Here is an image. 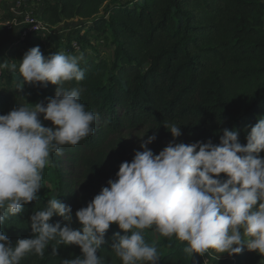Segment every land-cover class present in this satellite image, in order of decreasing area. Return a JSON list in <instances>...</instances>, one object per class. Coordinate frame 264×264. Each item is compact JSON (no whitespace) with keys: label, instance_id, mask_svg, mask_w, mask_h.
Returning a JSON list of instances; mask_svg holds the SVG:
<instances>
[{"label":"trees","instance_id":"1","mask_svg":"<svg viewBox=\"0 0 264 264\" xmlns=\"http://www.w3.org/2000/svg\"><path fill=\"white\" fill-rule=\"evenodd\" d=\"M117 1L52 0L40 14L50 27L81 22L72 42L80 44L82 52L93 50L92 38H106L112 53L110 59L86 55V63L81 62L85 79L79 83L86 89L81 102L100 118L93 125L94 134L75 147L64 146L61 156L52 154L53 166L43 172L39 199L0 225L13 244L32 237L29 217L46 207L50 195L70 206L74 216L115 178L122 162H131L133 150L113 138L138 130H143L145 140L155 134L148 146L158 154L173 140L166 125L174 123L181 127L176 143L210 140L218 145L228 129L237 130L244 145L251 127L264 118V0ZM60 41L32 36L0 58L7 65L0 67V115L10 112L17 96L20 77L11 64L18 68L25 52L36 46L45 56L75 52ZM27 88L29 104L53 97L56 90L54 85ZM57 222L63 226L60 217L50 220ZM78 227L74 219L73 228ZM118 231L111 225L97 252L106 264H122L111 247ZM144 239L156 248L159 264H193L183 251L186 245L174 237L149 229ZM53 246L55 242L43 257L29 254L20 264H61L62 259L81 255L78 247L61 245L55 256ZM203 258L206 264H264V256L246 248L236 255L209 250L194 257V264H205Z\"/></svg>","mask_w":264,"mask_h":264},{"label":"clouds","instance_id":"2","mask_svg":"<svg viewBox=\"0 0 264 264\" xmlns=\"http://www.w3.org/2000/svg\"><path fill=\"white\" fill-rule=\"evenodd\" d=\"M81 62L86 63L83 53L45 56L36 46L25 52L18 68L11 64L19 73L15 90L24 103L0 115V225L39 199L52 154L61 156L64 146L75 147L94 134L100 117L81 102L86 91L79 83L85 79ZM48 85L56 86L53 97L26 102L25 86ZM166 128L173 140L163 150L154 154L148 145L156 136H149L74 216L70 206L53 197L29 217L31 238L13 244L0 230V264H20L29 254L43 257L52 242L55 256L61 245L80 249L81 255L61 264H106L97 252L113 224L119 231L111 247L122 264H159L156 248L144 239L149 229L184 243L193 264L209 250L236 255L246 248L264 256V118L251 127L244 145L237 130L224 129L215 145L210 140L176 143L181 127L169 123ZM54 216L63 226L50 223Z\"/></svg>","mask_w":264,"mask_h":264},{"label":"rangeland","instance_id":"3","mask_svg":"<svg viewBox=\"0 0 264 264\" xmlns=\"http://www.w3.org/2000/svg\"><path fill=\"white\" fill-rule=\"evenodd\" d=\"M10 1L12 0H0V10H4L7 8V6L9 5ZM52 0H43L42 5H46L47 3H49ZM132 0H118L116 3L117 4H124L126 2H129ZM81 26V22L79 21H70V22H66L63 25L55 28L52 30L49 39L50 40H61V43H65V45L67 46V48H71L72 49V41L73 40V36L80 30ZM0 32H2V29L0 28ZM16 35L15 32L8 35V34H2L0 33V58H4L6 56L7 50L10 46L11 43H13L12 37ZM64 41V42H62ZM15 43V41H14ZM91 45H92V51L91 50H87V52H82V46L79 44V46H77L75 52L73 53L72 51L67 52L68 54H72V55H78L80 53H83L84 56H88L90 54L92 55H97L103 59H110L111 58V53H112V47L109 44V41L105 38L100 42H96L93 40L91 41ZM4 89V88H2ZM11 90H13L12 88L8 91L11 92ZM28 88L27 86H25L24 89V95H26V102L29 103V98H28ZM16 96V95H15ZM24 103L23 99L21 98V96L17 93V96L13 98V101L11 103V109L10 111L16 107V106H21ZM114 141L118 142L120 140H123L135 153L136 151H140V144L143 143V141L145 140L144 136H143V130H138V131H132V132H126L124 133V135H122L119 138H113ZM149 148V146H148ZM50 198H53L52 195L49 196ZM204 263L206 264V259L203 258Z\"/></svg>","mask_w":264,"mask_h":264},{"label":"built area","instance_id":"4","mask_svg":"<svg viewBox=\"0 0 264 264\" xmlns=\"http://www.w3.org/2000/svg\"><path fill=\"white\" fill-rule=\"evenodd\" d=\"M42 2L43 0H12L6 9L0 10V28L5 34H16L9 48L18 43L25 45L32 36L46 40L52 30L57 28L48 26L40 19V14L46 6L42 5ZM71 44L72 49L76 50L77 43Z\"/></svg>","mask_w":264,"mask_h":264},{"label":"crops","instance_id":"5","mask_svg":"<svg viewBox=\"0 0 264 264\" xmlns=\"http://www.w3.org/2000/svg\"><path fill=\"white\" fill-rule=\"evenodd\" d=\"M1 33V35L2 34H4V32L2 31V32H0ZM15 39V35L12 37V39L11 40H14Z\"/></svg>","mask_w":264,"mask_h":264}]
</instances>
